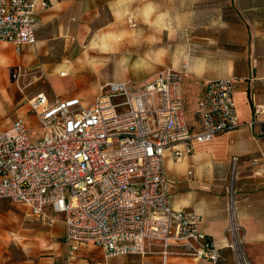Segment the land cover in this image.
<instances>
[{
  "label": "built area",
  "instance_id": "2783aa9c",
  "mask_svg": "<svg viewBox=\"0 0 264 264\" xmlns=\"http://www.w3.org/2000/svg\"><path fill=\"white\" fill-rule=\"evenodd\" d=\"M48 7L45 0H0V41L17 47L35 44L40 15ZM183 85V73L172 70L139 84L111 83L90 108L78 98L49 102L37 94L29 106L42 126L39 139L29 138L21 120L0 130V201L26 205L38 219L47 207L64 214L71 253L87 243L110 258L157 252L164 259L217 264L222 248L200 230V215L172 208L164 160L171 148L182 147L173 152L180 161L194 152L195 143L242 126L234 103L236 82L208 83L198 103V132L191 131L185 117ZM260 160H252L256 176L264 175V157ZM239 164L240 158L232 157V177L225 187V248L235 264H252L239 223Z\"/></svg>",
  "mask_w": 264,
  "mask_h": 264
},
{
  "label": "crops",
  "instance_id": "0c3cea01",
  "mask_svg": "<svg viewBox=\"0 0 264 264\" xmlns=\"http://www.w3.org/2000/svg\"><path fill=\"white\" fill-rule=\"evenodd\" d=\"M45 1L48 2L49 7L46 12L40 15L41 27L37 30L35 44L17 47L3 42L13 46L16 57L4 52L0 53V82L18 76V72H22L23 69L29 67L25 61L30 58L32 48L36 47L40 50L43 47L44 49L48 48L54 38H64L67 41L70 39L73 41L76 39L82 40L86 36L85 29L92 25V23L87 24V21L91 19L88 17L89 13H93L95 16V13H98L105 5H108L109 8L118 9L119 7L121 8L120 4H126L127 2L126 0ZM128 1V9L135 11L137 0ZM208 6L212 9H217V7L224 5L213 0L212 2L209 1ZM230 6L233 7V4L231 3ZM241 8L252 19L253 24L258 27L256 37L250 42L246 51L243 52L242 59L239 61L235 59L229 63L226 71L220 74H217L212 63L204 62L198 72L200 81H202L201 85H192L187 88L186 84L189 79H184L183 77L182 93L187 123L192 132H198L202 130V115L199 112L198 103L205 96L208 83L225 78L234 79L236 82L234 103L236 104L237 116L242 126L231 132L221 134L210 142L195 143L194 152L180 161L173 158V152L182 147L171 148L167 151L164 160L165 176L169 187L168 195L170 196L172 208L180 211L196 212L200 215V230L212 239L216 247L222 248V258L217 264H235L232 251L225 248L226 228L228 226L225 187L232 177L231 159L234 156L240 158V164L236 172L235 188L237 191L239 223L242 228L244 250L252 264H264V175H254L255 167L252 165L253 159H261L260 161L263 162L264 157V29L259 30V27H264V0H241ZM95 20V17H93L92 21ZM101 29L102 27L96 28V31ZM93 35H97L96 32ZM201 39L207 38H200V44ZM203 47L207 46L204 44ZM198 51L203 57L214 58L218 55L214 49L207 50V48H202V50ZM89 53L87 55L91 56ZM41 54H44L43 51H41ZM99 58H102V56ZM76 65H78L76 61L72 64L68 59L57 64H51L49 66L50 87H44V92L34 93L35 95L27 100L28 107L25 114L16 116L14 121H9L4 116H0V129L8 130L15 121L21 120L26 126L29 138L37 140L43 134L42 126H40L36 115L29 106L30 99L37 96V94H45L49 102L78 98L83 105L90 108L94 105L98 96L101 95L106 85L111 83H133L146 77V75H142L139 78L108 79L106 82L99 84L95 98L91 99L92 103L87 104L84 98H89L91 95L75 78L74 67ZM164 70L181 72L173 67H163L144 81ZM53 79L58 81L55 80V82ZM59 79L70 80L67 87H64L59 82ZM72 87L73 90H70ZM53 88H56V92ZM198 92L201 97L193 103L195 113L192 114L188 109L185 95L188 94L194 100ZM257 109H259V113H256ZM191 115L194 117H191ZM250 122L254 123L250 126ZM33 126L36 127L35 129H39L40 132L34 138L30 136V129ZM20 205L24 206L30 213V209L26 205ZM39 219L50 227L63 220L65 225L63 236V249L66 253L65 264H121V262H125L124 259L131 257L115 256L112 257V260L105 261L93 255L96 249H102L87 243H80L78 250L75 253H71L70 247L65 240V215L55 213L52 208L47 207L44 209L43 218ZM153 256L148 255L147 260L144 259L147 256L136 255L132 256V258H142V264H213L207 259L195 260L190 257L180 256H169L164 259L161 255L157 258ZM117 258L123 261L120 262Z\"/></svg>",
  "mask_w": 264,
  "mask_h": 264
},
{
  "label": "rangeland",
  "instance_id": "374dc122",
  "mask_svg": "<svg viewBox=\"0 0 264 264\" xmlns=\"http://www.w3.org/2000/svg\"><path fill=\"white\" fill-rule=\"evenodd\" d=\"M126 1L118 9L105 5L95 16L89 13L91 19L87 24L92 25L85 29L86 36L82 40L54 38L48 48H32L30 58L25 61L29 67L18 76L0 82V116L14 121L16 116L24 115L27 100L38 92H44V87H50L49 66L65 59L72 64L75 61L78 63L74 67V75L91 95L84 98L89 104L95 98L100 83L142 75H146L147 79L163 67L181 71L184 79H189L187 88L201 85L198 72L204 62L212 63L217 74L224 73L229 63L242 59L243 52L258 33V27L242 10L241 0H214L224 5L217 9L208 6L213 0H137L135 11L128 9L129 1ZM93 17L95 21H92ZM100 27L102 29L96 31ZM95 32L97 35L92 36ZM202 37L207 39H201L200 44ZM204 44L207 47H203ZM202 48L214 49L218 55L203 57L198 51ZM1 52L16 57L13 46L3 42H0ZM88 52L91 56L87 55ZM145 79L133 83H143ZM69 81L59 79L64 87ZM53 90L56 92V88ZM199 97V92L194 100L185 95L192 114L195 113L193 103ZM121 101L114 99V103ZM35 128L30 129L32 138L40 134ZM64 233L63 220L50 227L31 216L24 206L0 201L1 264H65ZM93 255L105 261L112 260L99 249ZM149 255L160 257L157 252ZM117 260L123 261L120 258ZM124 260L121 264L143 262L142 258L132 256Z\"/></svg>",
  "mask_w": 264,
  "mask_h": 264
}]
</instances>
